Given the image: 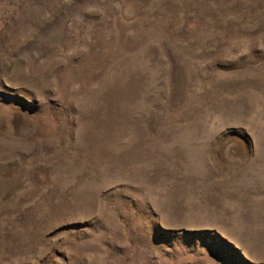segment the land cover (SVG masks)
Returning <instances> with one entry per match:
<instances>
[{"label": "rangeland", "instance_id": "rangeland-1", "mask_svg": "<svg viewBox=\"0 0 264 264\" xmlns=\"http://www.w3.org/2000/svg\"><path fill=\"white\" fill-rule=\"evenodd\" d=\"M0 264H264V0H0Z\"/></svg>", "mask_w": 264, "mask_h": 264}]
</instances>
